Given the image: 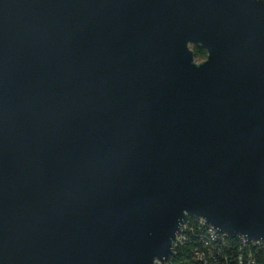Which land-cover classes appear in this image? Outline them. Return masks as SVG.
Instances as JSON below:
<instances>
[{
  "label": "water",
  "instance_id": "water-1",
  "mask_svg": "<svg viewBox=\"0 0 264 264\" xmlns=\"http://www.w3.org/2000/svg\"><path fill=\"white\" fill-rule=\"evenodd\" d=\"M188 217L264 244V0H0V264L165 262Z\"/></svg>",
  "mask_w": 264,
  "mask_h": 264
},
{
  "label": "trees",
  "instance_id": "trees-1",
  "mask_svg": "<svg viewBox=\"0 0 264 264\" xmlns=\"http://www.w3.org/2000/svg\"><path fill=\"white\" fill-rule=\"evenodd\" d=\"M191 48L197 62L206 58L203 49ZM182 237L187 240H180L172 257L163 264H264L263 244L244 242L238 236L229 235L212 239L207 228L195 217L187 219ZM203 240L208 241L205 247Z\"/></svg>",
  "mask_w": 264,
  "mask_h": 264
},
{
  "label": "bare ground",
  "instance_id": "bare-ground-1",
  "mask_svg": "<svg viewBox=\"0 0 264 264\" xmlns=\"http://www.w3.org/2000/svg\"><path fill=\"white\" fill-rule=\"evenodd\" d=\"M188 218H190V217H188ZM187 218V219H188ZM187 219H186V221H185V223L182 225V227H181V235H182V232H183V230H184V227L186 226V224H187ZM206 228H207V230H208V235L212 238V239H215V238H218L220 235L221 236H225V235H227V234H219V232L218 231H214L213 230V228H211V227H208V226H205ZM179 235V234H178ZM225 238V237H224ZM242 239V238H241ZM246 241H249V240H247L246 239ZM180 242V240H176V242H175V247H176V245L178 244ZM249 242H256V243H260V244H263V243H261V242H257V241H249ZM264 245V244H263ZM156 264H158L157 262H156Z\"/></svg>",
  "mask_w": 264,
  "mask_h": 264
},
{
  "label": "built area",
  "instance_id": "built-area-1",
  "mask_svg": "<svg viewBox=\"0 0 264 264\" xmlns=\"http://www.w3.org/2000/svg\"><path fill=\"white\" fill-rule=\"evenodd\" d=\"M198 219V218H197ZM200 221V224H202L203 226H207L201 219H198ZM214 230V229H213ZM216 231V230H214ZM220 234V233H219ZM243 239V238H242ZM176 240H184V242L187 240L186 237H182L181 235V229H180V232H179V235L177 236ZM204 241V240H203ZM244 242H246V239H243ZM249 242V241H248ZM205 243H208V241H204V247H205ZM251 243H255L256 242H251ZM174 250H175V245H174ZM158 264H163V262H157ZM250 264H254L253 262H250Z\"/></svg>",
  "mask_w": 264,
  "mask_h": 264
}]
</instances>
